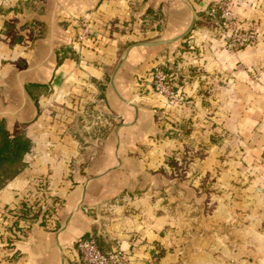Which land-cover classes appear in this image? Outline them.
<instances>
[{"label": "crops", "instance_id": "crops-1", "mask_svg": "<svg viewBox=\"0 0 264 264\" xmlns=\"http://www.w3.org/2000/svg\"><path fill=\"white\" fill-rule=\"evenodd\" d=\"M263 4L237 0L231 6L243 27L254 7ZM0 5V119L7 129L28 123L32 141L26 167L0 190V264H77L73 244L83 236L97 238L106 250L123 249L129 264H264V159L256 158L263 168L254 179L262 182L259 187L255 182L241 188L240 172L218 173L217 185L224 189L219 187L211 212L205 189L178 182L181 177L163 161L176 145L165 133H173L169 129L184 117L203 116L201 101L208 96L201 87L219 80L233 85V98L240 102H232L230 114L222 109L216 115H230V126L241 116L248 149L264 154V92L259 90H264V31L239 53L255 80L239 69L235 55L221 49L220 40L209 37L210 0H7ZM81 15L88 19V42L73 45ZM193 18L191 32L177 39ZM162 40L168 41L156 43ZM155 65L169 75L174 98L154 92ZM30 83L47 85L38 105L26 90ZM91 101L98 116L113 125L100 143L85 147L92 152L82 150L74 125L66 121ZM85 156L90 160L83 164ZM251 156L247 151L244 159ZM37 179L47 182L46 194L57 199L56 215L44 224L18 219L15 230L13 214ZM135 190L142 192L121 194ZM166 190L172 209L162 205ZM120 200L124 203L117 208L110 204ZM198 203L206 213L192 217L180 210ZM183 231L192 234L182 237Z\"/></svg>", "mask_w": 264, "mask_h": 264}, {"label": "rangeland", "instance_id": "rangeland-1", "mask_svg": "<svg viewBox=\"0 0 264 264\" xmlns=\"http://www.w3.org/2000/svg\"><path fill=\"white\" fill-rule=\"evenodd\" d=\"M214 1L216 0H210V5L213 4ZM224 1H227L232 5L233 1L235 2L237 0ZM254 8L256 10L253 11L252 18L246 20L249 22L251 21L252 23L250 22V24L246 26H241V28L254 29L258 38L259 31H264V4ZM214 26L215 25H212L211 23L210 29L208 30V35H210V38L220 40ZM193 27L194 26H192V29ZM204 37L207 39V35H204ZM247 47L250 46H246L244 48ZM244 48L236 51H227L223 44L221 45V49H223L226 54L232 56L235 55L237 59H239V53H241ZM193 50L194 49H191L190 51ZM237 66H239V69L241 70H248L249 68L248 66H245V63H243L240 59L237 60ZM248 73L250 79L254 78L257 80L251 70H248ZM218 82L219 85L207 82L203 87H201L200 92L207 93L204 96H208V98L206 97V99L201 101L200 109L203 108L201 112L203 116H197L193 119L188 116L184 117L178 120L179 122H177L176 128L169 129L170 131H173V133H165L169 135L170 138L176 139V145L171 148L168 154H164L163 160L166 165V169H169L172 175L176 174L177 177H181L180 181L178 182H181L185 185L189 183L193 185L194 188L198 187L205 189L207 192V197L209 198V204L207 207H209L208 210L210 212L213 211L214 206L216 205V198L221 192V189H224L223 187L217 185L218 180L216 175L218 173H228L234 171L240 172V177H244L242 178L243 180L238 181L241 188H247V184H252V186L257 184V187H259L262 185V182L260 180L254 181V179L256 176L261 175L263 168L260 166V161L256 158L264 159V154H260L259 152L248 149V147H250L251 141L250 139H247L240 130L239 121L241 116H238V120L235 123L236 126H230L229 123L232 122L230 121V115H216L217 111L220 112L222 109L223 112H229L230 114L233 110V107L236 105L239 106L240 102V100L237 102L233 98L235 91L233 85L223 82L222 80H219ZM259 90L260 92H264L263 89ZM232 102H234L236 105L233 106ZM63 104L65 105V101ZM92 104H94L92 101L86 102L83 104L84 107L82 110L73 111L70 116L66 115V121H69L68 123L74 125L73 130L77 134L76 138L80 140V145L82 146L83 151L88 149H85L86 146H93L94 144L92 143H100L108 132V128L113 126L110 125V118L105 120L103 116H98L97 110L92 108ZM235 108L238 110L237 107ZM116 123L118 122L114 121L113 124ZM234 128L238 129L235 130ZM12 129L13 127H11L9 130L12 131ZM158 135L162 136L163 132ZM86 151L92 152L91 149ZM247 151L252 152V156L249 158L251 161H246L244 159L245 153H247ZM90 156H93V153H90L89 157ZM208 156L210 157V160L208 163H206ZM89 157L87 158L85 156L82 158V161H84L83 164H86L87 160H90ZM163 169L164 168L161 170ZM148 170L153 172L154 168H148ZM255 182L257 183L254 184ZM47 186V182L41 179H37L34 181V183L30 184V187L25 191L22 201L19 203L20 207L13 215L18 217L19 214L17 212L23 206L25 207L24 211L27 212L26 218L31 222H39L40 224H44L46 221L55 216L56 208L58 206L54 203L57 202V199L53 196H50L49 194H46V192L49 191ZM177 187H180V184ZM141 192L142 191L140 190H135L133 192H124L121 194L126 197H132V194L138 196L141 194ZM166 192H164L165 195L160 194L164 203L162 205H165L166 209H172V207L168 206L169 199L168 192ZM123 203L124 201L120 200L110 204H115L117 208L119 205H123ZM198 204V206L196 205L197 207L194 206L195 208L188 207V209H186V207H184L180 210L183 213L185 212L186 215L189 214L192 217L199 216L202 211L206 213V209L201 210V203ZM171 206H174L173 201H171ZM123 212H125V209ZM31 216H34V219H32ZM11 227H13L12 224ZM190 234L192 233L183 231L182 237H185V235L188 236Z\"/></svg>", "mask_w": 264, "mask_h": 264}, {"label": "built area", "instance_id": "built-area-1", "mask_svg": "<svg viewBox=\"0 0 264 264\" xmlns=\"http://www.w3.org/2000/svg\"><path fill=\"white\" fill-rule=\"evenodd\" d=\"M7 0H0V3ZM208 13L216 16L214 28L227 51H236L252 45L257 40L254 29H242L235 12L229 2L216 0L210 5ZM77 28L71 35L73 45H85L90 32L85 15L77 18ZM154 92L172 99L176 96L170 77L159 65H155L150 73ZM50 221V220H49ZM73 248L77 251V264H129L128 257L121 248L103 250L93 236H83L75 240Z\"/></svg>", "mask_w": 264, "mask_h": 264}, {"label": "trees", "instance_id": "trees-1", "mask_svg": "<svg viewBox=\"0 0 264 264\" xmlns=\"http://www.w3.org/2000/svg\"><path fill=\"white\" fill-rule=\"evenodd\" d=\"M36 1L39 3L41 0ZM207 16L211 17L213 20L217 17V15L212 16L209 13ZM6 28L7 30L10 29V25H7ZM26 90L37 105L39 96L48 92L47 85L39 83L28 84ZM27 125L28 123L15 124L12 131H10L7 129L4 119H0V190L4 188L8 182L18 176L27 165L25 156L32 147V141L26 133ZM24 209L25 207L22 206L17 212L19 216L13 223L15 230L20 229L17 226L18 219L27 220V212H25ZM31 218L34 219V216H31Z\"/></svg>", "mask_w": 264, "mask_h": 264}, {"label": "water", "instance_id": "water-1", "mask_svg": "<svg viewBox=\"0 0 264 264\" xmlns=\"http://www.w3.org/2000/svg\"><path fill=\"white\" fill-rule=\"evenodd\" d=\"M193 24H194V18L191 20L190 25H189L188 28L184 31V33L181 34L180 36L176 37V38L178 39V38H181V37L186 36V35L189 33V31L192 29ZM167 41H168V40L156 41V43H158V42H167ZM150 43H155V42H145V43H143V44H150ZM123 58H124V56L122 57V59H121V60L119 61V63L117 64V66H116V68H115V70H114V74H115V72L117 71V69L119 68V66L121 65V63H122V61H123ZM113 77H114V75H113Z\"/></svg>", "mask_w": 264, "mask_h": 264}]
</instances>
